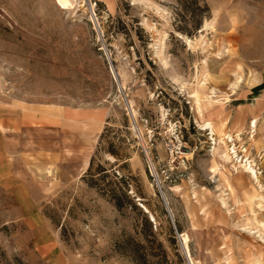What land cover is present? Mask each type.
Here are the masks:
<instances>
[{
	"label": "rangeland",
	"instance_id": "374dc122",
	"mask_svg": "<svg viewBox=\"0 0 264 264\" xmlns=\"http://www.w3.org/2000/svg\"><path fill=\"white\" fill-rule=\"evenodd\" d=\"M263 89L264 0H0V264H264Z\"/></svg>",
	"mask_w": 264,
	"mask_h": 264
},
{
	"label": "bare ground",
	"instance_id": "6f19581e",
	"mask_svg": "<svg viewBox=\"0 0 264 264\" xmlns=\"http://www.w3.org/2000/svg\"><path fill=\"white\" fill-rule=\"evenodd\" d=\"M56 1L63 8H72V7H74V4H75V1L76 0H56ZM189 43L192 44L191 41H189ZM240 80H241V77H237L236 83H234V87H236L238 85V83L240 82ZM205 100H206V103L205 104H211L212 97H207ZM205 100H203V101H205ZM199 102L202 104L201 101H199ZM131 111H132V114H133L134 118H136V112L134 110H132V109H131ZM256 120L253 123L251 122L252 127L254 129L257 128V121ZM202 128H204V129H210L212 135L215 136V134H216L215 133V129H214V126H213V124H212L211 121H208L207 123L203 124L202 125ZM226 140H228V142ZM233 141L234 140L232 139L231 136H226V138H223V139L220 140V142L218 144L219 147L218 148H215V149H216V152L219 153L218 155L221 157V160H223L225 162L227 161V162L233 163V157H234L233 154H234L237 157L238 161H239L240 157L237 155L235 149L233 148V150L232 149L230 150V148L228 146L229 145L228 143L229 142H232L233 143ZM230 147H231V145H230ZM231 151H233V152H231ZM237 163H239V168H243V169H245V171H250L251 176L253 175L255 178L258 179L257 172H256L255 168L251 165V162H249V163L246 162L245 164H243V160H241L240 162H237ZM233 167L238 171V167L236 165H233ZM145 211L148 212L147 209H145ZM151 218H152V221H153L154 218H153L152 215H151ZM187 237L188 236H183L182 235V243H183V246H184V250L186 252V255H188L191 264H194V262L192 260V257H191V255L189 253L188 246H187V242L189 241Z\"/></svg>",
	"mask_w": 264,
	"mask_h": 264
},
{
	"label": "trees",
	"instance_id": "16d2710c",
	"mask_svg": "<svg viewBox=\"0 0 264 264\" xmlns=\"http://www.w3.org/2000/svg\"><path fill=\"white\" fill-rule=\"evenodd\" d=\"M115 154H116V153H115ZM92 163H93V162H91V164H90V168H89V170L92 168ZM146 222L148 223V221H146ZM151 231H152V230H151ZM135 247H136V249H137V250H136V253H137V255H138V253H139V251L141 250L142 246L136 244ZM146 255H147V254H143V255L141 254V255H139L138 258H137L138 261H139L140 263H142V264H146V258H145Z\"/></svg>",
	"mask_w": 264,
	"mask_h": 264
},
{
	"label": "water",
	"instance_id": "95a60500",
	"mask_svg": "<svg viewBox=\"0 0 264 264\" xmlns=\"http://www.w3.org/2000/svg\"><path fill=\"white\" fill-rule=\"evenodd\" d=\"M158 186H159L160 192H161V194H162V197L166 200L165 195H164V192H163L161 186L159 185V183H158Z\"/></svg>",
	"mask_w": 264,
	"mask_h": 264
},
{
	"label": "crops",
	"instance_id": "0c3cea01",
	"mask_svg": "<svg viewBox=\"0 0 264 264\" xmlns=\"http://www.w3.org/2000/svg\"><path fill=\"white\" fill-rule=\"evenodd\" d=\"M263 95H264V89H263ZM77 118L80 119V115L79 114H77Z\"/></svg>",
	"mask_w": 264,
	"mask_h": 264
}]
</instances>
